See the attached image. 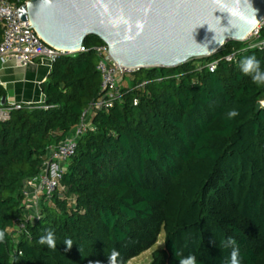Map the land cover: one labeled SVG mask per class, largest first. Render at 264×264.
<instances>
[{
	"label": "trees",
	"instance_id": "obj_1",
	"mask_svg": "<svg viewBox=\"0 0 264 264\" xmlns=\"http://www.w3.org/2000/svg\"><path fill=\"white\" fill-rule=\"evenodd\" d=\"M102 43L90 36L89 51L54 62L44 103L22 104L0 120V264H108L113 249L127 264L163 231L149 264H179L181 253L196 264H229L231 249L220 246L229 237L240 264H264V84L240 68L255 55L264 69V50H244L241 41L127 77L122 98L79 138L60 188L41 197L36 219L26 215V181L100 94L94 47ZM233 52L234 61L223 59ZM215 59L212 72L206 65ZM4 94L0 88V107L8 106ZM232 109L239 115L229 118ZM46 230L55 234L54 250L38 243Z\"/></svg>",
	"mask_w": 264,
	"mask_h": 264
},
{
	"label": "water",
	"instance_id": "obj_2",
	"mask_svg": "<svg viewBox=\"0 0 264 264\" xmlns=\"http://www.w3.org/2000/svg\"><path fill=\"white\" fill-rule=\"evenodd\" d=\"M19 13L53 47L78 51L96 36L120 64L175 68L242 41L264 0H28Z\"/></svg>",
	"mask_w": 264,
	"mask_h": 264
},
{
	"label": "built area",
	"instance_id": "obj_3",
	"mask_svg": "<svg viewBox=\"0 0 264 264\" xmlns=\"http://www.w3.org/2000/svg\"><path fill=\"white\" fill-rule=\"evenodd\" d=\"M27 1L12 3L8 0H0V30L2 31L0 61H16L22 66L34 62H48L52 67L53 63L62 56L89 51V48L84 44L78 51L62 50L47 44L33 27L30 19L27 17V20L24 21L20 17L22 13H19V9L25 6ZM241 42L246 43L244 50H264V16ZM94 51L98 58L97 69L101 75L100 94L84 110L79 125L75 127L71 135L65 141L48 149V159L44 164L43 171L34 179L26 181L23 195L26 199L32 198L35 207L39 206L42 196L51 198L60 188L64 167L75 155L79 138L88 129H92V117L99 111L112 108L115 102L122 98L123 81L141 69L114 61L109 53L108 45L104 42L96 45ZM236 55L237 53L233 52L223 59L232 62ZM219 62V59H215L206 67L213 72ZM21 107V103L0 107V120L8 119L12 110ZM37 217V212H34L30 218ZM24 228L23 222L17 225L19 231Z\"/></svg>",
	"mask_w": 264,
	"mask_h": 264
},
{
	"label": "crops",
	"instance_id": "obj_4",
	"mask_svg": "<svg viewBox=\"0 0 264 264\" xmlns=\"http://www.w3.org/2000/svg\"><path fill=\"white\" fill-rule=\"evenodd\" d=\"M51 66L48 62H34L22 66L16 61H0V88L5 91L7 104H43L45 95L42 84L49 78ZM38 207L34 200L27 199L26 215L31 217Z\"/></svg>",
	"mask_w": 264,
	"mask_h": 264
},
{
	"label": "clouds",
	"instance_id": "obj_5",
	"mask_svg": "<svg viewBox=\"0 0 264 264\" xmlns=\"http://www.w3.org/2000/svg\"><path fill=\"white\" fill-rule=\"evenodd\" d=\"M240 68L243 74L251 76L253 83L257 85L264 84V69L261 68V61L256 58L255 55L247 56L240 61ZM229 118H234L239 115L238 110L232 109L227 113ZM5 233L4 231H0V242L4 240ZM38 243L40 245H45L49 249H56L57 240L55 238V234L51 230H46V234L42 235ZM67 248L72 247L71 240L64 241ZM222 248L224 249H231L229 254V264H240L239 259V248L236 245V241L229 237L226 241H221ZM120 253L113 249L111 254L107 257L108 264H121L118 260ZM96 264H100L99 261ZM179 264H196V258L193 255L183 256L182 253L180 254Z\"/></svg>",
	"mask_w": 264,
	"mask_h": 264
},
{
	"label": "rangeland",
	"instance_id": "obj_6",
	"mask_svg": "<svg viewBox=\"0 0 264 264\" xmlns=\"http://www.w3.org/2000/svg\"><path fill=\"white\" fill-rule=\"evenodd\" d=\"M127 81H128V79H125L123 83L127 84ZM36 212H37V210H36ZM164 237H165V234H164V231H163L161 233V235L159 236V239H158L157 243L153 247H151L150 249L144 251L139 256L131 259L127 264H149L151 259H152V252L155 249L161 248V247L164 246Z\"/></svg>",
	"mask_w": 264,
	"mask_h": 264
},
{
	"label": "bare ground",
	"instance_id": "obj_7",
	"mask_svg": "<svg viewBox=\"0 0 264 264\" xmlns=\"http://www.w3.org/2000/svg\"><path fill=\"white\" fill-rule=\"evenodd\" d=\"M129 67H131V66H129Z\"/></svg>",
	"mask_w": 264,
	"mask_h": 264
}]
</instances>
